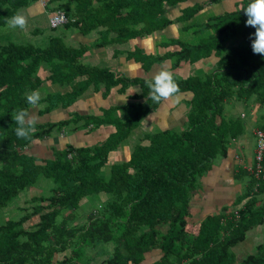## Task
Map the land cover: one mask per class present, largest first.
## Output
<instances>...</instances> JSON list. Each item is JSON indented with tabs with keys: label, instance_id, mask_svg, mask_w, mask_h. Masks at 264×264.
I'll return each mask as SVG.
<instances>
[{
	"label": "trees",
	"instance_id": "obj_1",
	"mask_svg": "<svg viewBox=\"0 0 264 264\" xmlns=\"http://www.w3.org/2000/svg\"><path fill=\"white\" fill-rule=\"evenodd\" d=\"M37 1L0 0V33L8 29L6 18ZM190 1L50 0L56 3L53 11L59 8L69 17L65 29L85 36L98 34L94 47L164 32L179 23L194 29L188 40L176 36L164 43L178 47L164 56L138 49L129 53L147 71L167 59L173 60L174 69L190 64L197 71L187 77L173 74L180 89L177 94H190L186 126L148 135L150 143L137 145L130 160L114 163L109 175L102 170L110 152L162 103L146 99L148 80L129 79L109 67L84 63L82 57L89 47L68 44L64 34L50 35L38 44L0 41V210L7 209L23 192L41 190L46 181L51 182L49 194L41 191L26 202L22 216L0 224V264H89V248L100 243L111 249L105 251L108 257L103 264H264V242L256 253L245 257L235 251L250 230L264 225L263 176L242 169L238 179L249 181L234 202L236 210L225 206L223 212L198 221L192 220L191 212L201 177L218 158L229 156L233 140L246 131L248 119L227 114L228 106L254 110L252 117L263 120L264 130V56L252 51L249 37L255 29L246 26L242 10L250 0H232L234 8L202 22L192 20L206 7L224 0L193 5ZM182 4L187 5L181 15L168 13ZM207 61L213 62L211 69L194 67ZM43 66L51 72L47 80L71 84V90L41 98L38 105L46 103L41 114L69 108L91 86L102 84L107 91L118 85L125 90L139 84L142 92L137 97L145 101L110 108L105 118L72 113L60 122L36 123L31 139H19L11 115L32 108L24 94L43 85ZM80 76L87 77L76 82ZM118 110L124 111V118L116 117ZM106 122L117 130L100 145L55 148L50 159L27 152L33 141L49 138L54 130L71 123L73 131L76 126ZM90 197H101L102 202L87 223H82L78 211ZM154 251H159V257L147 261Z\"/></svg>",
	"mask_w": 264,
	"mask_h": 264
},
{
	"label": "crops",
	"instance_id": "obj_2",
	"mask_svg": "<svg viewBox=\"0 0 264 264\" xmlns=\"http://www.w3.org/2000/svg\"><path fill=\"white\" fill-rule=\"evenodd\" d=\"M222 3L223 2L219 4ZM219 4H213L212 6H217ZM171 9L173 8H170L168 10L169 14L171 12ZM45 11L46 10L41 7L39 2H37L30 7L25 8L24 10L22 9L20 12H28L30 16L32 14V17H35L42 14L45 15ZM172 17L174 16L172 15ZM176 25L177 24H174L170 27L172 28ZM170 27L167 28L164 32H156L151 35L138 36L132 38L131 40H128L127 42H117L104 47H94L96 42H99V37L96 32L85 36L78 30L66 29L63 34L65 35V40L68 44L76 47H80L81 45H86L89 47L85 55L82 57V60L84 63L90 64L91 66L109 67L116 71L118 75L127 77L129 79L141 77L150 80L151 77L161 68H167L173 74H176L179 77H187L194 71H197V69H193V66L190 64H182L177 69H174L172 67L173 60L167 59L162 63H155L152 68L147 71L143 68L141 62L136 61L135 58L129 57V53L136 51L137 49H141L145 53H148V51L151 50L152 53L150 52V54L154 56H164L168 51H175L178 47L174 45L165 46L164 44L168 43L171 38L176 37L171 35ZM36 31V33H38L37 35H41V37H43L41 39V42H44L46 40L45 38L49 37L50 35L58 34L56 31H53L51 34H48L47 31H41V29L40 31L38 29ZM76 32H78L79 35H76L78 34ZM69 37H73V41L68 42L67 40ZM17 42L27 41L19 40ZM127 46L130 47L128 48V50L126 49ZM168 62L170 63V65L168 64ZM194 67L201 66L194 65ZM50 73L51 72L49 68L45 66L41 68V76L43 79H45L43 85L38 89L40 91L41 98L47 97L48 94L66 93L71 90V84L60 85L54 84L51 81L47 80ZM86 77L87 76H80L76 79V82L82 81ZM141 92L142 88L139 84L130 85L125 90H122V85H118L112 88L110 91L106 90L105 84H102L98 88L91 86L69 108L59 107L54 109L52 112L41 114L40 110L46 106V103L44 102L38 106L32 107L29 110V113L31 116L35 117L37 121L36 123L40 124L66 120L71 117L72 113H76L82 116L89 115L105 118V113L110 110V108L121 107L125 104L145 101V98L137 97V95ZM189 100V93H180L177 94L174 98L169 99L168 101H163L157 108V110L150 113L142 120L140 125L133 130L130 136L126 140H124L116 150L110 152L108 164L102 170L103 174L109 175L110 167L114 163L130 160L133 150L137 145L149 144L150 140L148 138V135L168 129L182 130L186 126L187 122V114L190 108V104L188 103ZM227 112L229 115L240 114L234 113L233 109H230L229 106L227 108ZM115 115L116 117L124 118V111L118 110ZM256 122L257 119H253V121L251 122V127ZM81 124H83L82 121L81 123H79V125ZM247 127L245 133L242 135L243 139H240L237 143H235L237 144L236 146L249 144L250 138L255 136L253 135L251 137V134H249V128ZM66 129L67 128H64L62 130H54L49 138L33 141L28 146L27 152L34 154L41 159H50L54 157L55 148L64 149L67 145L70 144L75 146L76 148L93 147L96 145H100L104 143L107 138L117 130L114 124L108 122L98 126L94 124H90V126L88 127L80 128H77L76 126V130H73V136L70 139L71 136H69V133ZM242 136H239V138ZM256 143L257 142H255V146L252 150L253 152H250V154L247 156L245 154H243V156H239L238 147H231L229 156L227 158H219L221 159L220 162L215 161L212 169L207 174L201 177L200 186L198 187V190L195 192L191 200L192 220L198 221L205 218L208 214H217L223 212L225 206H228V203H226L225 201L223 191L231 189V191L233 192V188L235 186L237 187V185H240L239 183L241 182L246 186L248 179L246 177L243 179H238V176H240L242 169H245L246 167H249L251 164H253ZM34 190H36L37 192L32 197L39 195L41 192V190L39 189ZM233 194L234 204V202L242 194V192L239 194L234 192ZM32 197L29 198V200H31ZM220 197L223 198V200L221 201L222 203L219 204L218 202L217 205L219 206V208H217V211L213 212V210H210L209 207L216 203V201H218V198ZM29 200L27 199L25 202H28ZM196 206L197 209L195 208ZM156 252L159 251H154L152 255L157 254ZM152 255L150 254V256L147 258V261L153 260Z\"/></svg>",
	"mask_w": 264,
	"mask_h": 264
},
{
	"label": "rangeland",
	"instance_id": "obj_3",
	"mask_svg": "<svg viewBox=\"0 0 264 264\" xmlns=\"http://www.w3.org/2000/svg\"><path fill=\"white\" fill-rule=\"evenodd\" d=\"M198 1H202V0H192V1H190L191 2L190 4L193 5L194 3L198 2ZM233 1L232 0H224L222 4H219L217 6L211 5L208 8L206 7L204 10L199 12L194 17L192 22L193 21L202 22V21L207 20L213 14L223 13L224 10L234 8L235 5H234ZM37 2H39L41 7L44 10H46L45 11L46 14L45 15L42 14V15L32 17V14L30 16L28 14V12H22L28 19V23H27L26 28L24 30H20V29H15V30L6 29L5 30L4 29V31L0 33V36H1L0 41L1 42H6L8 40H13V41H19L20 40V41L33 42L36 44L43 43V42H41L42 41L41 39L43 37H41V35H37V33H36L37 29L39 31H40V29H41V31H47L48 34H51L53 31H56L59 35H63V33L66 30L64 26L52 28L49 24L50 15L53 12V7H54V5H56V3L51 4L50 0L49 1L48 0H38ZM37 2H35V3H37ZM186 5L187 4H182V5H179L177 8L171 9V15H173V16L181 15L182 9ZM56 10H61V9L58 8ZM76 33H78V32H76ZM170 33L173 36H179V37H182L184 39H190L193 36L194 29L193 28L185 29L184 24L179 23L175 27L171 28ZM76 35H79V33ZM74 38H76V37H74ZM45 39H47V38H45ZM67 41L68 42L73 41V37H69ZM75 42H76V40H75ZM161 47H163V46H161ZM128 48H130V47L127 46L126 49L128 50ZM138 50L142 51L141 49H138ZM150 52H151V50L148 51V53H145V52H143V53L150 54ZM131 58H134V57H131ZM168 64L170 65L169 62H168ZM213 65H214L213 62H210V63L204 62V64L202 63L200 66L202 69H204V68L211 69L213 67ZM230 109H233L234 113H240L244 119H248L247 122H248V124L249 123L250 124L248 125L247 128H249V134H251V137L255 134V132L257 130L262 128L261 125L263 124V120H258V119H257L258 121L256 123H254V125H252V127H251V122L254 119L252 117L254 110H250V108H245L242 105H238L235 108L230 107ZM227 114H228V112H227ZM72 127H73V123L66 126V128H67L66 130L68 131L69 136H71L70 139L73 136V131H71ZM240 139H243V136L238 138V139L233 140L232 147H235L237 145L235 143H237ZM255 142H256V138H255V136H253L252 138H250L249 144H243L242 146L241 145L236 146V147H238V155L243 156V154H245L247 156L250 154V152H253L252 150L255 146ZM236 150H237V148H236ZM220 160L221 159L218 158L216 160V162H220ZM248 181H247V183H248ZM239 184L240 185H237V187L235 186L233 188V192L231 191V189H227V190L223 191L226 203H228V206L231 205L230 211H232V210L234 211L237 209V206H235L233 204V198H234L233 193L235 192V193L239 194V193L244 191L243 189H244L245 184L244 183L242 184V182ZM45 185L46 186H43L41 191H43L44 194H49L51 182L46 181ZM36 192L37 191L36 190L33 191V189L27 190L21 194L20 198L15 199V201L9 206V208L4 209V210H0V224L5 223L7 218H19L20 216H22L24 211L21 209L25 208L27 206L26 204H28L25 201L27 199L29 200V198H31L34 194H36ZM100 198L101 197H99V198L98 197H90L87 200L83 201V203H82L83 207L81 209H79V211H78L79 216L83 220L82 223H87L89 215L93 211H95L97 205L102 202ZM222 200H223L222 197L218 198V201H216V203H214L212 206H210L209 209L210 210L212 209L213 212L217 211V208H219L217 203L218 202H219V204L222 203L221 202ZM195 208L197 209V206ZM262 242H264V225L258 226L256 228H253L252 230H250L248 232L247 239L244 242L237 245L235 247V251L237 252V254L245 257L246 255H248L250 253H256L257 246L259 244H261ZM104 249H106V250H104ZM105 251H111L109 244L105 245L103 243H100L95 247H90L89 253L91 254V256L93 258L90 257V260L88 261L89 264H102V262H104L108 257V254ZM156 253L157 254H154L155 256L152 255L153 259H156L159 257V255H158L159 252H156ZM86 260H87V256L85 258V261ZM80 264H85V262L80 263Z\"/></svg>",
	"mask_w": 264,
	"mask_h": 264
},
{
	"label": "clouds",
	"instance_id": "obj_4",
	"mask_svg": "<svg viewBox=\"0 0 264 264\" xmlns=\"http://www.w3.org/2000/svg\"><path fill=\"white\" fill-rule=\"evenodd\" d=\"M247 17L246 26L255 29L249 37L251 48L254 54L264 56V0H250L247 7L242 9ZM28 19L20 11H17L10 18H6V27L8 29L24 30L27 26ZM146 87L149 89L146 99L154 103L168 101L179 93V85L176 82L173 73L167 68H161L150 80L146 81ZM25 99L28 105L35 107L41 100L40 91L31 90L25 92ZM12 120L17 127L15 135L19 139L29 140L36 132V119L31 116L28 109L21 108L16 110L12 115Z\"/></svg>",
	"mask_w": 264,
	"mask_h": 264
},
{
	"label": "built area",
	"instance_id": "obj_5",
	"mask_svg": "<svg viewBox=\"0 0 264 264\" xmlns=\"http://www.w3.org/2000/svg\"><path fill=\"white\" fill-rule=\"evenodd\" d=\"M69 17L62 10L53 11L50 15L49 24L52 28L65 25ZM257 143L254 155V166L251 164L247 169L257 174V177H264V130L259 129L255 132ZM253 166V167H252Z\"/></svg>",
	"mask_w": 264,
	"mask_h": 264
}]
</instances>
